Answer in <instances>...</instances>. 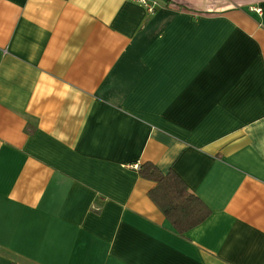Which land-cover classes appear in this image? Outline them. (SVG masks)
Masks as SVG:
<instances>
[{"label": "crops", "instance_id": "0c3cea01", "mask_svg": "<svg viewBox=\"0 0 264 264\" xmlns=\"http://www.w3.org/2000/svg\"><path fill=\"white\" fill-rule=\"evenodd\" d=\"M154 1L0 0V264H264V0Z\"/></svg>", "mask_w": 264, "mask_h": 264}, {"label": "trees", "instance_id": "16d2710c", "mask_svg": "<svg viewBox=\"0 0 264 264\" xmlns=\"http://www.w3.org/2000/svg\"><path fill=\"white\" fill-rule=\"evenodd\" d=\"M138 171L142 177L155 182L148 193L149 197L176 233L183 235L210 214L209 207L188 191L183 180L172 169L162 173L155 165L145 162Z\"/></svg>", "mask_w": 264, "mask_h": 264}, {"label": "built area", "instance_id": "2783aa9c", "mask_svg": "<svg viewBox=\"0 0 264 264\" xmlns=\"http://www.w3.org/2000/svg\"><path fill=\"white\" fill-rule=\"evenodd\" d=\"M129 1L142 5L148 12H152L156 6V2L154 0H129Z\"/></svg>", "mask_w": 264, "mask_h": 264}]
</instances>
